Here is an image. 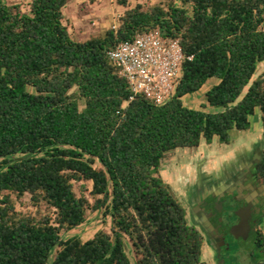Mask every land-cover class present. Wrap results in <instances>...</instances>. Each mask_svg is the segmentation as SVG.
I'll return each instance as SVG.
<instances>
[{"label":"trees","instance_id":"obj_1","mask_svg":"<svg viewBox=\"0 0 264 264\" xmlns=\"http://www.w3.org/2000/svg\"><path fill=\"white\" fill-rule=\"evenodd\" d=\"M67 1L31 0L23 12L0 0V264H132L127 244L137 264H207L204 237L160 162L214 137L228 144L257 108L264 143V0H115L124 8L117 28L86 39L64 23ZM148 28L192 56L161 105L129 101L107 56ZM211 78L205 103L186 106L182 98ZM255 173L264 183V147ZM98 210L110 231L65 235ZM254 251L252 264H264L260 232Z\"/></svg>","mask_w":264,"mask_h":264},{"label":"rangeland","instance_id":"obj_2","mask_svg":"<svg viewBox=\"0 0 264 264\" xmlns=\"http://www.w3.org/2000/svg\"><path fill=\"white\" fill-rule=\"evenodd\" d=\"M7 4H18L23 12L29 11L31 0H5ZM141 2L149 6L155 0H132L131 6ZM124 8L115 0H68L62 9L64 23L72 37L86 39L108 28L116 29L119 16ZM264 72V61L258 65L256 74ZM217 82L211 78L202 88L182 98L190 108H199L205 103L206 91ZM247 130L231 129L229 143L225 144L214 137L210 142L204 140L197 147L176 148L164 154L159 167V175L169 185L170 191L186 209L187 221L193 224L204 237L202 260L207 264H252L255 237L258 232L264 237V203L261 208V222L249 224L247 207L236 209L233 217H224L221 228L220 253L221 262L215 261L207 250L206 243L214 233L216 220L213 208L205 211L206 200L225 195L251 199V193L258 189L264 195V184L257 178L255 164L261 158L264 147L262 137L261 112L257 108L249 118ZM202 179L203 190L197 187ZM77 185V184H76ZM202 189V188H201ZM201 194V195H200ZM29 207V196L17 204L19 210ZM204 209V210H203ZM237 216V217H236ZM222 219V218H221ZM260 223V225H259ZM259 225V226H258ZM110 231L109 217H103L102 210L90 213L86 221L65 235H76L80 239L91 238L98 230ZM126 250L132 264L136 257L130 244Z\"/></svg>","mask_w":264,"mask_h":264},{"label":"built area","instance_id":"obj_3","mask_svg":"<svg viewBox=\"0 0 264 264\" xmlns=\"http://www.w3.org/2000/svg\"><path fill=\"white\" fill-rule=\"evenodd\" d=\"M107 56L128 84L129 101L141 95L155 105L173 97L182 64L192 58L185 57L179 39L166 36L159 28H148L116 44Z\"/></svg>","mask_w":264,"mask_h":264},{"label":"flooded vegetation","instance_id":"obj_4","mask_svg":"<svg viewBox=\"0 0 264 264\" xmlns=\"http://www.w3.org/2000/svg\"><path fill=\"white\" fill-rule=\"evenodd\" d=\"M261 183H263V182H261ZM205 186H203V187H205ZM197 187L200 188V190L204 191V188L202 187V179L197 184ZM250 195H251L250 196L251 199L220 195V196L214 197L213 199L210 198V199L206 200V202L204 204L205 211L209 210L210 208H213V211L215 214V220H216L215 221L216 227L214 229V231L216 233H214L212 235V237H210L208 239L206 246H207V250L209 251L210 255L212 256V258L215 259L216 262H218L221 259L220 253L217 250L218 247L221 245L219 242L220 239H219V237H217V235L220 236V233L218 234L217 231L221 230V228H219V226H220V224H222L221 220L223 221L224 217H226V218L230 217L231 218L235 215L236 209H239L240 207L241 208L247 207L250 211L248 213L249 214L248 215L249 224H251V223L255 224L256 222L257 223L261 222L260 219L262 218L261 217L262 215L260 213L261 212L260 210L262 208V203H264V195L260 194L258 189L254 190ZM259 225H260V223H259ZM220 262H221V260H220Z\"/></svg>","mask_w":264,"mask_h":264}]
</instances>
